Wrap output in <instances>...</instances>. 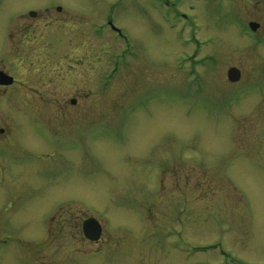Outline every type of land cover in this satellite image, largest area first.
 Listing matches in <instances>:
<instances>
[{"label": "rangeland", "instance_id": "374dc122", "mask_svg": "<svg viewBox=\"0 0 264 264\" xmlns=\"http://www.w3.org/2000/svg\"><path fill=\"white\" fill-rule=\"evenodd\" d=\"M40 2L78 13L17 21ZM116 2H3L19 43L0 67L20 83L0 95V129L28 147L0 161V264H264L263 3L192 2L189 27ZM110 7L125 39L102 34Z\"/></svg>", "mask_w": 264, "mask_h": 264}, {"label": "flooded vegetation", "instance_id": "af4514ba", "mask_svg": "<svg viewBox=\"0 0 264 264\" xmlns=\"http://www.w3.org/2000/svg\"><path fill=\"white\" fill-rule=\"evenodd\" d=\"M5 0H0V12L3 11L5 9L4 7V2ZM137 1H142L141 3L144 4L145 8L147 9V14H153L154 16H156L157 18H159V20L163 23H167L169 22V20L171 19H176L178 21H191L194 24L195 23V19L194 17L190 14L189 11L185 10V8L188 6V4L190 3H194V2H202V3H207V0H137ZM228 3H231L232 1H237V0H225ZM124 0H117V2L113 5L114 9L115 8H120L121 6H123ZM258 4V2H256ZM50 4V6H49ZM262 5V4H261ZM7 7H10V9L12 8L13 4L11 3H7L6 5ZM263 6V5H262ZM264 9V6H263ZM27 10V13H25V11ZM22 12H19L20 14V18L17 21H22L23 23H27L28 19L26 18V14L30 17V20L32 21H41L48 18H55V24L57 25L58 22L62 21V15L63 16H70V14H75L78 13L75 8L69 7V6H64V5H60V4H56V2H51V3H43L40 2L36 5V7L30 8L29 10L26 9ZM200 11V8L199 10ZM11 12V11H10ZM111 7H110V11H109V15L107 16V18L105 19V21L102 23L103 26V30H106V25L111 24V23H116L115 20L112 18V16H110L111 14ZM138 14L139 16H142V13L138 10ZM46 17V18H45ZM233 23L237 24L239 26V30L242 31L243 33H245L246 35L249 36H253L255 34L261 35L260 32V27L261 25L255 24L252 21H250L249 23L244 21L242 18L236 16L235 20L232 21ZM3 26V23L6 24V26H3V34L0 36V62L2 60H4L1 56L2 55V45H5L9 48H12L13 46H15V44H18L19 42L13 41L14 39V35L15 33V24H16V17L15 15H13L12 13H10L8 15V18H6L5 20L0 22ZM254 24V25H253ZM252 25L254 27H252ZM174 28V26H173ZM114 31H117L116 29H114ZM31 34H26V32L23 35V39L20 41L22 42L24 39L26 38H30ZM45 38H40V39H35L32 42V46H36V43L42 41ZM49 41L48 43V47H49V43L51 42L52 44H50L51 46L53 45V43H55V39L54 37H50V39H48ZM30 41V40H29ZM47 41V40H46ZM36 42V43H35ZM4 65V64H3ZM7 65V64H6ZM4 73L6 75L9 76H13L8 69L5 67H0V73ZM13 82H11L10 84H4V80L2 77H0V95H6L7 93H9L8 88H12L14 87L17 82L20 83V81L17 79H15V76ZM72 103V101H71ZM76 103L72 104V105H76ZM14 131V130H12ZM27 133H25L24 130H19L18 132H11L10 134H6V128H1L0 129V161L3 162L4 164L6 163V161H9L7 159H11L8 158L9 156H14V152L17 150L23 151V148L28 147V145H26L24 137H26ZM62 212V210L55 212V222L57 220L56 218V214ZM90 217H85L82 221H81V226L79 225L80 229H81V233L84 239L88 240L85 235H84V231H83V225L84 222L89 219ZM53 220V219H52ZM59 221V220H58ZM75 228L78 230V222L75 223ZM78 238V237H77ZM102 238H100L98 241H101ZM91 243H97L88 240ZM8 243V242H7ZM99 243V242H98ZM68 245V244H67ZM71 247L72 245H65V252L68 253V251H70L71 249H68L67 247ZM63 250V249H62ZM61 250V252H62ZM74 254L73 252L70 251V255ZM87 252L84 253L83 251V255H86ZM61 253L60 255L57 257L58 264H63L62 261H60L61 259ZM69 255H67L66 257H68Z\"/></svg>", "mask_w": 264, "mask_h": 264}, {"label": "water", "instance_id": "95a60500", "mask_svg": "<svg viewBox=\"0 0 264 264\" xmlns=\"http://www.w3.org/2000/svg\"><path fill=\"white\" fill-rule=\"evenodd\" d=\"M258 2H262L264 4V0H256ZM1 76L6 77L4 74H0ZM241 73L240 70L236 67H232L228 71V78L232 82H236L240 79ZM8 81L7 83H11L13 81L12 78H7ZM72 103H76V100L73 99ZM85 233L90 239H98L100 234H101V226L100 224L95 220V219H89L88 221L85 222Z\"/></svg>", "mask_w": 264, "mask_h": 264}]
</instances>
